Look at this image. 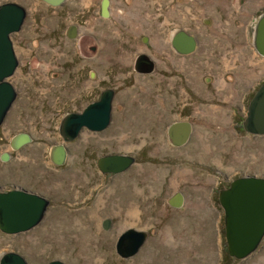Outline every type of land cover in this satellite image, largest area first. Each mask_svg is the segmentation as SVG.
Listing matches in <instances>:
<instances>
[{"label": "rangeland", "instance_id": "1", "mask_svg": "<svg viewBox=\"0 0 264 264\" xmlns=\"http://www.w3.org/2000/svg\"><path fill=\"white\" fill-rule=\"evenodd\" d=\"M3 3H16L27 15L11 36L19 66L9 82L18 96L0 126V190H30L50 206L33 230L0 231V257L17 253L27 264H264V238L247 259L229 257L218 200L227 180L264 178V136H247L231 122L242 95L250 103L264 83V58L253 45L264 0H152L155 28L161 30L164 17L170 27L183 18V26L199 37L198 53L184 61V78L177 75L178 57L153 52L163 41H146L143 33L135 39L127 31L144 21L140 11L135 20L128 7L114 8L111 22L79 0L59 7L42 0ZM109 27L117 32V56L110 62L126 66L96 63L98 44L104 48L105 42L84 32ZM138 50L155 54L152 75L134 70ZM107 88L115 91L109 127L98 133L83 129L65 144L66 162L56 166L49 152L62 141L63 118L81 113ZM186 102L191 114L203 111L193 116L189 141L170 146L166 126ZM20 134L32 141L13 150ZM3 153H10L9 161H1ZM108 154L136 161L124 173L103 175L96 163ZM233 172L238 175L230 178ZM128 229L148 237L134 257L121 259L115 245Z\"/></svg>", "mask_w": 264, "mask_h": 264}, {"label": "water", "instance_id": "2", "mask_svg": "<svg viewBox=\"0 0 264 264\" xmlns=\"http://www.w3.org/2000/svg\"><path fill=\"white\" fill-rule=\"evenodd\" d=\"M44 3L59 7L66 0H42ZM108 0L101 4L102 17L108 16ZM26 10L16 3L0 4V126L17 99V91L9 82L15 74L19 62L11 36L18 33L26 18ZM74 31L75 29L72 28ZM75 35V33H74ZM172 48L180 55L193 54L197 49L194 36L185 31H177ZM253 45L257 54L264 58V13L255 24ZM148 66L145 71L138 69L140 64ZM151 62L146 56L137 58L135 67L139 72H151ZM115 91L106 89L97 101L90 103L81 113L66 115L59 128L62 141L53 147L50 158L56 166L67 160L65 144L76 140L81 131L102 132L111 122ZM244 130L253 136H264V83L254 94L244 121ZM187 133L181 136L178 145L187 141ZM27 134H20L11 143L13 150H18L31 143ZM10 154L3 153L1 161L7 162ZM101 174H121L135 164V158L128 155L108 154L97 160ZM218 200L224 212V228L227 253L229 257L242 261L254 254L264 238V178L245 176L232 181L229 188L219 192ZM50 206L47 198L22 189L0 190V231L7 235L29 232L39 226ZM110 221L103 222V229L108 230ZM148 234L143 231L128 229L117 239L116 254L121 259L134 257L145 244ZM0 264H27L17 253H6L0 257ZM48 264H64L51 261Z\"/></svg>", "mask_w": 264, "mask_h": 264}, {"label": "crops", "instance_id": "3", "mask_svg": "<svg viewBox=\"0 0 264 264\" xmlns=\"http://www.w3.org/2000/svg\"><path fill=\"white\" fill-rule=\"evenodd\" d=\"M79 1L81 4L86 5L87 10H90L91 8L94 11L99 10L100 16H102L101 4H102L103 0H79ZM178 1L179 0H177V2ZM108 2H109L108 8H107L108 16L103 17V18L108 19V21L110 20L111 22L115 18V17H111V10L114 8L120 7V8H122V11H123V9L125 11H127L125 9V7H128L129 8L128 10H129L130 15H131L130 18L135 19V20L138 19V18H136V13L139 11L142 12V15H144V17H145L144 21L141 23H137L136 25H134L132 27H128L127 31L129 32V34L134 36V38L137 35L139 36L141 33H143L144 34L143 36H145L143 38L144 39L146 38V41H148V39L149 40L153 39L154 42L163 41L164 42L163 46H162L163 48H161V49L156 48L155 50L153 49L154 53L161 52L162 55H166V57H168V58H169L170 54H173V56L178 57L176 54H174L175 52L173 51V49L171 48V45H170L172 35L178 30H182V31H185L188 33L192 32V34L189 33L191 35L195 34L190 28H186L185 26H183V21H182L183 18L182 19L178 18L177 23H174V26L170 27V25L172 23V22H170V18L164 17L162 20H160L161 30H159L158 28H155V24H154L155 19L153 18V10L150 14L149 8H148V6H151L152 0H108ZM164 28H165V31H164ZM145 32H146V34H145ZM84 34H86L88 37L89 36L90 37L96 36V37H98L99 41L105 42V44H103V45H106V47H104V48L101 47V44H98L99 51L97 52V55H101V59L100 60L98 59V62H96L98 65H103V64L108 63V65H113V66H119V65H125L126 66L128 64L127 62L125 64H122L121 62L118 63L117 61H114V59H113V61L110 62V60L112 59L111 55H113L114 58H115V56H117L116 52H115V48H113V46H112L113 42L116 40L115 37L117 35V32H115L114 29L109 27L107 29L99 30V32L96 33L94 31V29L92 28V29H89V31L84 32ZM146 35H147V37H146ZM99 41H97V42H99ZM94 47H95V45H93V48ZM138 51L139 52L136 53L137 54L136 59L139 57V55L145 54L147 57L150 58V61L152 63H154L155 67H154V69L152 68L151 72H149V73H144V72H140V71L138 72L136 70V67H135V63H136V59H135L134 70L136 71V73L144 75V76L152 75L154 70L157 68L156 63H155L154 59L152 58L153 57L152 55H155V54L151 55V54H149V52H147L145 50H138ZM86 56H90V55H84V57H86ZM178 61H179V63L177 65V73H179V74H177V75L184 78L183 73L185 72V64H184L185 60L179 58ZM182 63H183V65H182ZM92 66L94 67L95 63H92ZM172 66H173V64H172ZM94 70H96V69H94ZM91 74L94 75L95 73L91 72ZM115 85H116V83H115ZM113 88L116 89V86H113ZM107 89H111V88H107ZM50 153H51V151L49 152V154ZM67 156H68V153H67ZM8 190H12V189H8ZM28 191L32 192L30 190H28ZM33 193H36V192H33ZM36 194H38V193H36Z\"/></svg>", "mask_w": 264, "mask_h": 264}, {"label": "flooded vegetation", "instance_id": "4", "mask_svg": "<svg viewBox=\"0 0 264 264\" xmlns=\"http://www.w3.org/2000/svg\"><path fill=\"white\" fill-rule=\"evenodd\" d=\"M179 31H182V30H179ZM188 33V32H187ZM192 34V32H189ZM193 36L195 37L196 41H197V49L196 51L193 53V54H190V55H180L178 53H176L174 50V54H176L178 56V58L180 59H184L186 60V58L188 56H192L194 55L195 53H198V48L200 46V40H199V37L197 36V34H193ZM170 45H171V41H170ZM172 48V46H171ZM142 55H145V54H142ZM141 55V56H142ZM148 60H149V57H146ZM152 63V62H151ZM155 65L154 63L151 64V68L154 69ZM171 67L172 66V63H171ZM148 66L144 65V64H140L138 69L141 70V71H145V69H147ZM101 94V93H100ZM248 94V93H247ZM194 99V98H193ZM197 101H199L198 99H196ZM187 103H190V102H186V104H182L180 103L181 105V108H180V111H178V114H177V119H174L172 121H169L167 126H166V129H165V137L168 141V143L170 144V146H178L177 144V141L179 142V138L183 135H185L187 133V141L186 143L189 141L190 137L192 136V134L194 133L195 131V126H194V122H193V116L195 114V112H198V113H201L203 110L202 109H198L196 108L194 111V114H191V108L192 105L190 104H187ZM249 100L246 99V96H244V94L242 95V98H241V105L240 107L237 108V106H234L235 110L232 111V116L233 119L231 118V122H237L236 125H235V129L237 130L239 127L241 128L242 132L245 133V135L247 136H251V134H249L248 132H246L244 130V121L247 117V114H248V107H249ZM176 105V104H175ZM165 115V114H164ZM173 114L170 113V116H172ZM197 119H199L200 121L202 120L200 118V116H197ZM238 120L240 121L238 123ZM180 143V142H179ZM186 143H184L183 145H185ZM136 161V159H135ZM238 174L237 173H232L231 174V177L230 178H234L236 177ZM239 177H236L234 179H237ZM242 178V177H240ZM228 179V178H227ZM229 180L225 181L228 183V187H223V189H227L229 188V185L231 183V180L228 182ZM218 185L212 189V195H211V198L215 196V193L216 191L218 190L217 189ZM222 188L218 191V196H219V192L221 190H223Z\"/></svg>", "mask_w": 264, "mask_h": 264}, {"label": "bare ground", "instance_id": "5", "mask_svg": "<svg viewBox=\"0 0 264 264\" xmlns=\"http://www.w3.org/2000/svg\"><path fill=\"white\" fill-rule=\"evenodd\" d=\"M179 31V30H178ZM177 32V31H176ZM176 32L172 35V38H171V42H172V39H173V37H174V35H176ZM187 33V32H186ZM189 34V33H188ZM191 35V34H190ZM193 36V35H192ZM172 46V45H171ZM173 49V48H172ZM174 50V49H173ZM141 55H139V57H140ZM142 56H146V55H142ZM147 57V56H146ZM137 60V59H136ZM149 61H150V58H149ZM151 62V61H150ZM130 214H132V213H130Z\"/></svg>", "mask_w": 264, "mask_h": 264}]
</instances>
